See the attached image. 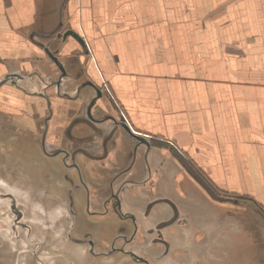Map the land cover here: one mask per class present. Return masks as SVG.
I'll list each match as a JSON object with an SVG mask.
<instances>
[{"label": "crops", "instance_id": "0c3cea01", "mask_svg": "<svg viewBox=\"0 0 264 264\" xmlns=\"http://www.w3.org/2000/svg\"><path fill=\"white\" fill-rule=\"evenodd\" d=\"M0 170L74 187L65 200L112 264H142L110 252L135 228L114 196L137 259L214 242L180 256L264 264V0H0ZM177 225L166 250L155 236Z\"/></svg>", "mask_w": 264, "mask_h": 264}, {"label": "rangeland", "instance_id": "374dc122", "mask_svg": "<svg viewBox=\"0 0 264 264\" xmlns=\"http://www.w3.org/2000/svg\"><path fill=\"white\" fill-rule=\"evenodd\" d=\"M9 175L10 171L0 170V264H112L110 256L106 254L108 250L102 242V235L95 233L96 240H90L89 222L75 218L70 207L72 202L65 200V196H70L74 187L66 190L64 194L63 189L38 181L32 185H20L19 181L16 182L17 185L4 184V177L9 178ZM59 207L68 211L66 217H58ZM179 221L178 212L169 223H180ZM244 224L254 226L256 221L246 220ZM101 227V223L97 224L96 231ZM181 230L179 225L173 227L174 233L168 228L164 231L159 229L155 238L157 235L162 238L166 236L168 240L165 238L164 243L174 240L177 247H180L181 236H178ZM134 231L135 228L131 232H124L123 236H130ZM226 233L229 232L226 230L220 235L227 236ZM167 235H174L179 240ZM124 243L125 239L123 245ZM148 248L147 245L144 250ZM191 248L195 249L194 256L210 253L196 249L195 246ZM185 253L187 252H181L180 248L176 250V264H203L202 260L194 263L192 257L188 261L184 260L180 254ZM138 261L149 264L143 257Z\"/></svg>", "mask_w": 264, "mask_h": 264}, {"label": "flooded vegetation", "instance_id": "af4514ba", "mask_svg": "<svg viewBox=\"0 0 264 264\" xmlns=\"http://www.w3.org/2000/svg\"><path fill=\"white\" fill-rule=\"evenodd\" d=\"M113 199H114V201H115V206H116V210H117V212L120 214V216L122 217V218H125V219H129L130 221L132 220L133 221V223H134V226H135V228H136V217H135V215L134 214H132V213H127V214H125V213H123L120 209H119V207L121 206V201L118 199V197H113ZM193 230V234H191V238L193 237L194 239H196V238H198V239H206V240H209V242L211 241V238H214L215 237V234H213V235H208L207 233H205V232H203V233H201V232H197V230L196 229H192ZM130 236H123V235H120L121 237H120V239H122V241H123V239H125V243H124V245L123 246H121V247H113V245L111 246V249L112 250H110V252H112V253H115V252H117V251H119V252H125L126 253V255H129L132 259H135V260H139V259H137L138 257H136V255H132V252L131 251H126V246L127 245H129L133 240H134V237H135V231L131 234H129ZM226 235L228 236L229 235V233H226ZM167 237H169L168 235H167ZM165 238H166V236H165ZM165 238H162V237H160L159 235H157V237H156V240H157V242H159V243H161L164 247H166V249L167 248H169L170 246H171V242H163V241H166V239ZM161 239H164V240H161ZM91 240V239H90ZM168 240V239H167ZM91 242V241H90ZM215 245V243L213 242V243H210V248H206L205 249V251L207 250V252H213V249L211 248V247H213ZM193 246V244H190V247H186V249L184 250L185 252H187V253H185V255H187V254H190V255H192V256H194V253H195V249L194 248H191ZM200 250H204V249H200ZM216 252H217V250H216Z\"/></svg>", "mask_w": 264, "mask_h": 264}, {"label": "water", "instance_id": "95a60500", "mask_svg": "<svg viewBox=\"0 0 264 264\" xmlns=\"http://www.w3.org/2000/svg\"><path fill=\"white\" fill-rule=\"evenodd\" d=\"M59 36H62L63 38H67L68 36H72L73 38H75L82 46H85L86 42L83 39V37L75 30L73 29H69L67 31H65L63 34H59ZM49 55L51 56V58L60 66L58 58L56 56H54L53 54L49 53ZM99 94H101V91H99ZM124 127L133 135L135 136L137 139H139V141L149 145V141H147L143 135L141 134H137L134 131L131 130L130 126L128 124H126L125 122L123 123Z\"/></svg>", "mask_w": 264, "mask_h": 264}, {"label": "built area", "instance_id": "2783aa9c", "mask_svg": "<svg viewBox=\"0 0 264 264\" xmlns=\"http://www.w3.org/2000/svg\"><path fill=\"white\" fill-rule=\"evenodd\" d=\"M122 116H123V120H124V122H125V123H129V122H128V119H127V117L125 116L124 113H122Z\"/></svg>", "mask_w": 264, "mask_h": 264}]
</instances>
